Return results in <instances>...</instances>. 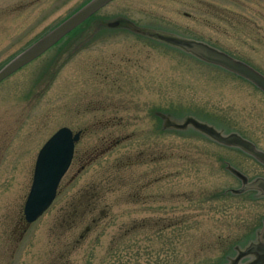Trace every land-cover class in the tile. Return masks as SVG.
I'll return each mask as SVG.
<instances>
[{"label": "rangeland", "instance_id": "1", "mask_svg": "<svg viewBox=\"0 0 264 264\" xmlns=\"http://www.w3.org/2000/svg\"><path fill=\"white\" fill-rule=\"evenodd\" d=\"M88 1L0 0V69ZM88 26L0 84V264H253L264 195L243 182L264 164L190 120L264 152V92L162 38L264 76V0H114ZM61 127L83 134L28 224L37 154Z\"/></svg>", "mask_w": 264, "mask_h": 264}, {"label": "water", "instance_id": "2", "mask_svg": "<svg viewBox=\"0 0 264 264\" xmlns=\"http://www.w3.org/2000/svg\"><path fill=\"white\" fill-rule=\"evenodd\" d=\"M112 1L114 0H89L86 2L9 60L0 69V83L40 58ZM116 24L114 25L116 26ZM162 39L206 63L221 67L250 81L264 92V76L251 66L234 59L230 55L212 48L205 43L194 40L177 38ZM190 122L195 129L216 142L226 146L236 147L264 164V152L258 150L250 141H247L237 134L223 135L211 126L194 120H190ZM81 135L82 131L74 133L69 128L62 127L40 149L34 166L31 188L24 205L23 213L27 223L35 222L51 206L56 197L59 183L71 164L75 143L80 140ZM243 188H256L264 195V179H258L251 184L243 182ZM246 254L257 255V259L253 264H264V225L258 234L257 243L250 245Z\"/></svg>", "mask_w": 264, "mask_h": 264}, {"label": "trees", "instance_id": "3", "mask_svg": "<svg viewBox=\"0 0 264 264\" xmlns=\"http://www.w3.org/2000/svg\"><path fill=\"white\" fill-rule=\"evenodd\" d=\"M89 22L90 21L86 22L85 24L80 26L78 29H76L72 34H70L65 40V42L62 44V46H60V49L59 48L58 49L61 51L67 50L71 45H73L78 40L79 37L84 35L83 33H85V31H88L87 28H90L88 26ZM61 51H59L58 53H60Z\"/></svg>", "mask_w": 264, "mask_h": 264}, {"label": "flooded vegetation", "instance_id": "4", "mask_svg": "<svg viewBox=\"0 0 264 264\" xmlns=\"http://www.w3.org/2000/svg\"><path fill=\"white\" fill-rule=\"evenodd\" d=\"M116 26H117V24H116ZM117 143H118V142H117ZM81 169H83V167H82Z\"/></svg>", "mask_w": 264, "mask_h": 264}, {"label": "bare ground", "instance_id": "5", "mask_svg": "<svg viewBox=\"0 0 264 264\" xmlns=\"http://www.w3.org/2000/svg\"><path fill=\"white\" fill-rule=\"evenodd\" d=\"M61 183V182H60Z\"/></svg>", "mask_w": 264, "mask_h": 264}]
</instances>
